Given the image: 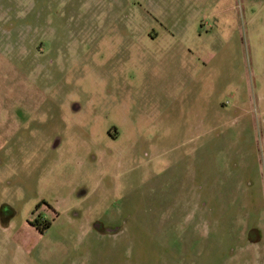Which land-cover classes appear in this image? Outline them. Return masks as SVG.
Segmentation results:
<instances>
[{"label":"rangeland","instance_id":"obj_1","mask_svg":"<svg viewBox=\"0 0 264 264\" xmlns=\"http://www.w3.org/2000/svg\"><path fill=\"white\" fill-rule=\"evenodd\" d=\"M0 264H264V0H0Z\"/></svg>","mask_w":264,"mask_h":264},{"label":"flooded vegetation","instance_id":"obj_2","mask_svg":"<svg viewBox=\"0 0 264 264\" xmlns=\"http://www.w3.org/2000/svg\"><path fill=\"white\" fill-rule=\"evenodd\" d=\"M112 138H115L116 135L111 134ZM40 208V205L36 206L34 210H38ZM30 225L32 226H38V225H42V223L48 222V220L46 219V217L44 215H42L41 213H37V215L33 218V220L28 221ZM38 230L40 228H37ZM40 232V231H39ZM42 233V232H41Z\"/></svg>","mask_w":264,"mask_h":264},{"label":"trees","instance_id":"obj_3","mask_svg":"<svg viewBox=\"0 0 264 264\" xmlns=\"http://www.w3.org/2000/svg\"><path fill=\"white\" fill-rule=\"evenodd\" d=\"M49 224H50L49 222L42 223L41 227H42L43 229H39V231H40V232H43V230H45L46 228H48Z\"/></svg>","mask_w":264,"mask_h":264}]
</instances>
